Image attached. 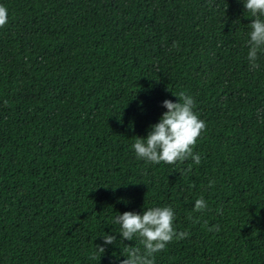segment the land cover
<instances>
[{
  "label": "trees",
  "instance_id": "1",
  "mask_svg": "<svg viewBox=\"0 0 264 264\" xmlns=\"http://www.w3.org/2000/svg\"><path fill=\"white\" fill-rule=\"evenodd\" d=\"M0 5V264H120L142 246L115 217L166 206L190 235L155 264H264V53L253 70L243 0ZM180 92L201 164L137 159Z\"/></svg>",
  "mask_w": 264,
  "mask_h": 264
},
{
  "label": "clouds",
  "instance_id": "2",
  "mask_svg": "<svg viewBox=\"0 0 264 264\" xmlns=\"http://www.w3.org/2000/svg\"><path fill=\"white\" fill-rule=\"evenodd\" d=\"M246 12L251 14L252 22L247 46L249 48L247 59L254 70L259 67L257 63L259 54L264 53V0H243ZM8 22V10L0 5V28ZM174 48L179 47L174 42ZM179 102L165 100L163 107L167 111L160 121L151 126L146 138L137 139L132 145L136 158L150 164L183 163L191 159L196 165L201 164V156L194 153L198 139L206 130V123L194 112L195 101L185 92L173 93ZM189 166L187 172H191ZM215 181H209V187H214ZM207 204L203 197L195 200L194 211H203ZM192 217L189 216V219ZM175 214L170 206L148 208L144 213L124 212L114 219L119 225V234L123 240L138 241L142 246H130L124 249V259L120 264H155V254L163 251L173 241L183 240L190 235L188 232L177 233L174 228ZM210 231L213 229H209ZM215 230H219L216 226ZM117 240L115 235H104V244L110 245ZM99 251L105 252V247L97 245ZM94 258V255L93 257Z\"/></svg>",
  "mask_w": 264,
  "mask_h": 264
}]
</instances>
